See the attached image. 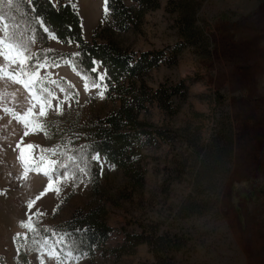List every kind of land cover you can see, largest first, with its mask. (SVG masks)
Listing matches in <instances>:
<instances>
[{
  "label": "rangeland",
  "instance_id": "rangeland-1",
  "mask_svg": "<svg viewBox=\"0 0 264 264\" xmlns=\"http://www.w3.org/2000/svg\"><path fill=\"white\" fill-rule=\"evenodd\" d=\"M153 1L136 29L115 35L134 62L144 52L164 54L144 77L149 92L181 88L172 97L173 114L152 102L138 118L168 132L184 129L197 145L208 144L220 123L229 121L234 156L228 171L214 180L210 207L198 208L192 220L180 221L185 215L177 214L189 198L201 201L192 178L176 174L173 159L189 153L182 140L173 148L157 141L143 150L139 190H130L109 170L102 183L109 189L121 185L106 206L112 230L92 263L159 264L146 244L123 249L120 232L140 233L156 219L158 234L173 240L158 256L162 264H264V0ZM17 5L18 0H0V264H19L21 254L27 264H84L89 257L76 253L57 227L91 198L94 160L79 130L118 105V96L113 91L106 98L98 61L95 79L70 60L35 65L38 44ZM73 8L90 42L107 13L105 0H74ZM41 29L50 48L75 55L74 43ZM188 30L195 40L186 39ZM27 144L33 147L22 153ZM49 180L53 190L45 191Z\"/></svg>",
  "mask_w": 264,
  "mask_h": 264
},
{
  "label": "trees",
  "instance_id": "trees-1",
  "mask_svg": "<svg viewBox=\"0 0 264 264\" xmlns=\"http://www.w3.org/2000/svg\"><path fill=\"white\" fill-rule=\"evenodd\" d=\"M130 1L132 5L127 6L123 0H105L107 13L104 14L102 23L95 29L90 42L82 37L80 18L73 8L74 0H56L55 5L52 0H30L29 3L18 0L16 6L31 25L32 36L38 44L32 58L35 65L44 59L50 65L70 60L76 68L83 70L91 79H95L96 71H92L93 62L98 61L105 70L106 98H110L113 91L118 96V105L79 130L78 137L88 155L101 157L107 168L103 169L97 160L89 163L88 181L91 198L57 227L62 239L70 244L76 253L89 257L84 264H93L95 253H101L104 243L108 240L112 229L106 224V206L114 201L115 189L120 190L121 183H125L132 191L143 187L145 159L143 150L147 146L152 147L157 141H161L172 147L174 141L182 140L189 150L187 156H175L173 164L176 166L178 176L186 174L192 178V191L201 197V201L189 198L177 212L178 215H185L179 217L180 221L183 218L192 220L196 216L190 215L202 206L204 209L210 207L212 199L209 196L217 193L214 180L228 171L226 166L232 163L234 156V133L229 121L220 123V128L208 144L197 145L188 138L184 129L168 132L167 129L163 130L152 122L138 118L141 110L146 111V105L152 102L173 114L175 106L172 97L178 93L175 92L176 89L181 87L171 89L164 87L153 93L149 92L144 77L151 68L166 59L164 54L144 52L134 62L133 52L118 41L115 34L136 29L147 9L154 7L153 0ZM42 27L62 43H74L75 55L50 48ZM195 37L196 33L192 30L187 31V40H195ZM111 169L120 174L121 183H117L118 187L109 189L102 183L101 178L106 177ZM149 223L150 228L143 229L140 233L120 231L124 239L122 248L146 244L157 257V262L162 264L158 256L162 254L164 247L172 246L173 240L158 234L160 225L158 220L154 219ZM179 242L183 245L185 240L179 239ZM20 256L24 257L18 263L27 264V256L22 254Z\"/></svg>",
  "mask_w": 264,
  "mask_h": 264
},
{
  "label": "snow or ice",
  "instance_id": "snow-or-ice-1",
  "mask_svg": "<svg viewBox=\"0 0 264 264\" xmlns=\"http://www.w3.org/2000/svg\"><path fill=\"white\" fill-rule=\"evenodd\" d=\"M18 62L22 66L25 64V60L22 57L19 58ZM93 64H95V61L93 62ZM92 71H96V69L93 68ZM17 82H20V81H17ZM39 112H40V115L41 116L44 115L45 108H44V105L43 104L40 105ZM21 143H23V142H21ZM18 147H19V145H18ZM32 147H33V145H31V144L24 145L23 148L21 149V152L23 153L24 149H31ZM92 159L93 160H96L97 157L96 156H93ZM52 185H53V181L52 180H49L48 183L45 185V191H52L53 190L52 189ZM28 207H31V205H29Z\"/></svg>",
  "mask_w": 264,
  "mask_h": 264
}]
</instances>
